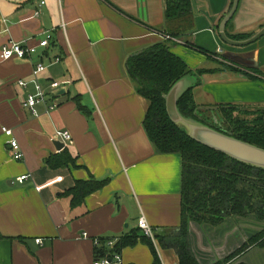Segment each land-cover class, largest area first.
<instances>
[{
  "label": "crops",
  "instance_id": "0c3cea01",
  "mask_svg": "<svg viewBox=\"0 0 264 264\" xmlns=\"http://www.w3.org/2000/svg\"><path fill=\"white\" fill-rule=\"evenodd\" d=\"M231 1L190 0L188 19L168 21L165 0H0V264H92L104 241L117 242L132 231L141 235V216L156 237L179 227L181 157L158 154L148 139L142 127L148 102L137 94L126 61L166 43L201 78L192 89L198 108H264V36L245 47L229 46L219 36ZM263 26L264 0H239L225 29L229 36H251ZM45 32L51 35L47 48L25 59H1L9 42L37 46ZM168 34L188 46L165 41ZM213 56L246 74L258 71V79L220 70ZM37 63L45 67L37 82L57 107L45 113L39 105L35 117L22 102L34 93ZM52 82L63 83L53 95ZM3 127L12 130L23 160L12 159ZM58 131L69 132L71 141L54 139ZM63 150L76 166L48 168L45 160ZM23 175L29 177L19 183ZM92 179L106 183L71 209L64 193ZM263 230L264 222L254 217H228L216 226L189 222V247L198 264H215ZM94 240L102 242L95 246ZM155 251L162 264H178L172 249L163 256ZM120 254L123 264L154 259L141 241ZM227 264H264V248L252 247Z\"/></svg>",
  "mask_w": 264,
  "mask_h": 264
},
{
  "label": "trees",
  "instance_id": "16d2710c",
  "mask_svg": "<svg viewBox=\"0 0 264 264\" xmlns=\"http://www.w3.org/2000/svg\"><path fill=\"white\" fill-rule=\"evenodd\" d=\"M190 0H165V18L168 21L188 19L191 16ZM231 40H245L250 35L229 36ZM180 44L188 46L172 35H167ZM127 72L135 85L137 94L147 100L142 127L158 154H179L181 157V222L169 236L156 237L164 249H172L178 264H198L188 241V224H210L216 226L228 217H254L264 222V170L251 167L231 159L207 146L187 137L168 118L163 95L171 86L191 71L187 65L169 50L166 43L156 44L126 61ZM220 70L240 72L256 80L254 74H246L230 65H220ZM198 74L207 73L199 70ZM258 73V72H257ZM259 74V73H258ZM78 108L88 114L77 103ZM177 107L184 117L199 120L198 109L193 100L192 89L178 101ZM219 115L221 127L232 137L264 149V108H253L252 112L234 105L214 107ZM200 115V111L198 113ZM208 125V122L201 120ZM217 125H212L215 127ZM219 130V129H218ZM50 169L76 166V159L66 150L51 155L45 160ZM106 182L78 181L64 196L69 198L71 209L79 207L90 194L102 189ZM138 231L121 237L111 250H97V257L108 252H118L138 241L147 244L154 256L152 264H161L152 242ZM252 247L264 248V230L250 238L236 252L221 262L227 264Z\"/></svg>",
  "mask_w": 264,
  "mask_h": 264
},
{
  "label": "water",
  "instance_id": "95a60500",
  "mask_svg": "<svg viewBox=\"0 0 264 264\" xmlns=\"http://www.w3.org/2000/svg\"><path fill=\"white\" fill-rule=\"evenodd\" d=\"M239 0H232L231 5L218 24V32L220 39L229 46L245 47L251 45L264 36V26L258 30L253 36L246 40H231L226 35V25L234 16L238 8ZM201 82V78L195 73L191 72L179 80H177L163 95L165 102V109L170 121L184 134L192 140L201 145L207 146L210 149L223 153L227 157L234 159L245 165L264 170V149L243 142L232 137L230 134L224 132L221 127L222 120L215 112L214 108H198L195 114L198 115L199 120L184 117L178 107L179 99L190 89H193ZM204 110V111H203ZM200 111V115L198 114ZM215 115V116H214ZM205 120L208 125L202 122ZM212 125H217L212 127ZM219 129V130H218ZM56 148H62V144L55 143Z\"/></svg>",
  "mask_w": 264,
  "mask_h": 264
},
{
  "label": "built area",
  "instance_id": "2783aa9c",
  "mask_svg": "<svg viewBox=\"0 0 264 264\" xmlns=\"http://www.w3.org/2000/svg\"><path fill=\"white\" fill-rule=\"evenodd\" d=\"M44 2H41L40 5H43ZM36 13L35 15H37ZM166 39H171L175 43H180V41H177L173 38H170L169 36H165ZM51 40L50 32H45V38L38 41L37 46H25L24 44L16 43V42H9L7 45L2 47L1 50V59L2 60H9L11 58H17V59H25L33 56L37 49H45L48 47L49 42ZM55 62H58V59L55 60ZM45 70V67L37 63L32 70V76L33 80H31V83L34 86V93L28 94L25 98V100L22 102V106L30 111V113L33 116H37V106L43 105L45 107V113H48L52 110H54L57 105L56 104H48L47 102V94L41 89L37 82V76L42 73ZM17 85L20 88H25L27 86V82L24 81H18ZM63 83L61 82H52L49 86V90L51 94H55L58 91L62 90ZM1 132L7 136L9 139L7 141V144L9 145V148L11 150L12 159L15 161H21L24 158V155L20 149V146L18 142L13 138V133L11 129H8L6 127L1 128ZM56 140L62 141V142H69L71 141V136L69 132L66 131H58L55 133ZM28 175L20 176L17 181L19 183H22L23 181L28 179ZM138 230L141 232V234L148 238L150 241L154 242V234L152 232L151 227L148 225L146 219L141 216L137 223ZM84 237L86 238L87 235L84 234ZM102 241L101 240H94L93 244L95 246H98ZM37 244H41L40 240H36ZM104 247L105 250H111L116 242L107 240L104 241ZM92 264H123V260L121 257V254L118 252H108L104 256L96 257V259L93 261Z\"/></svg>",
  "mask_w": 264,
  "mask_h": 264
},
{
  "label": "rangeland",
  "instance_id": "374dc122",
  "mask_svg": "<svg viewBox=\"0 0 264 264\" xmlns=\"http://www.w3.org/2000/svg\"><path fill=\"white\" fill-rule=\"evenodd\" d=\"M231 5V4H230ZM251 36H253V34L251 35ZM250 36V37H251ZM249 37V38H250ZM165 38V41H171V42H173L171 39H166V37H164ZM248 39V38H247ZM246 40V39H245ZM214 57V59H213V63H216L218 66H220V65H230V66H233V67H235L236 65L235 64H232V63H230V62H228V61H226L225 59H223L222 57H216V56H213ZM248 72H251V71H248ZM258 72V71H257ZM257 72H251V73H254V74H256ZM245 109V108H244ZM248 111H250V112H252V110H253V108L252 109H247ZM204 111V110H203ZM215 116V115H214ZM152 242V241H151ZM152 244L155 246V248H157V250H158V252H159V254L161 255V256H163L165 253V251H164V249L159 245V243H158V239L156 238V235H154V242H152ZM167 251V250H166ZM161 261V260H160ZM161 264H162V262H161Z\"/></svg>",
  "mask_w": 264,
  "mask_h": 264
}]
</instances>
